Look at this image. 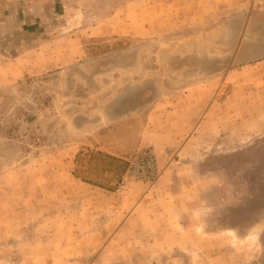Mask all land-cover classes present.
<instances>
[{
    "label": "rangeland",
    "instance_id": "obj_1",
    "mask_svg": "<svg viewBox=\"0 0 264 264\" xmlns=\"http://www.w3.org/2000/svg\"><path fill=\"white\" fill-rule=\"evenodd\" d=\"M0 264H264V0H0Z\"/></svg>",
    "mask_w": 264,
    "mask_h": 264
},
{
    "label": "built area",
    "instance_id": "obj_2",
    "mask_svg": "<svg viewBox=\"0 0 264 264\" xmlns=\"http://www.w3.org/2000/svg\"><path fill=\"white\" fill-rule=\"evenodd\" d=\"M140 163L142 164V167L144 169V170H141V173H143L145 171L152 178L156 176V165H155L156 164V158H155V156H153L150 152H145L140 159ZM132 173H138V172H136L135 169L130 168L126 172V176L131 175Z\"/></svg>",
    "mask_w": 264,
    "mask_h": 264
},
{
    "label": "crops",
    "instance_id": "obj_3",
    "mask_svg": "<svg viewBox=\"0 0 264 264\" xmlns=\"http://www.w3.org/2000/svg\"><path fill=\"white\" fill-rule=\"evenodd\" d=\"M175 1H176V2H178V1L182 2V1H184V0H175ZM22 75H23V73H22ZM22 75H21V76H22ZM1 82H3V80H2ZM194 133H195V132H194ZM194 133H193V134H191V136L189 137V139H188L187 143H188V142H190L191 140H193V139H194V136H195V134H194Z\"/></svg>",
    "mask_w": 264,
    "mask_h": 264
}]
</instances>
